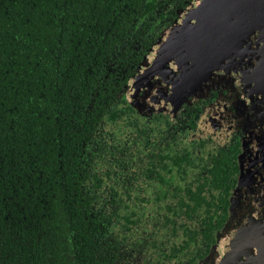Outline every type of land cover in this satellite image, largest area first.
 <instances>
[{
    "label": "flooded vegetation",
    "instance_id": "flooded-vegetation-1",
    "mask_svg": "<svg viewBox=\"0 0 264 264\" xmlns=\"http://www.w3.org/2000/svg\"><path fill=\"white\" fill-rule=\"evenodd\" d=\"M189 3L149 2L111 36L120 42L80 116L78 149L53 175L38 171L45 193L57 192L54 181L59 205L67 198L59 229L32 220L10 243L1 236L0 264H232L222 231L242 226L241 213L264 220V50L240 51L234 67L226 59L187 85L176 66H142ZM17 184L12 175L13 194Z\"/></svg>",
    "mask_w": 264,
    "mask_h": 264
},
{
    "label": "trees",
    "instance_id": "trees-1",
    "mask_svg": "<svg viewBox=\"0 0 264 264\" xmlns=\"http://www.w3.org/2000/svg\"><path fill=\"white\" fill-rule=\"evenodd\" d=\"M149 2L0 0V237L8 243L32 220L59 229L67 198L59 205L54 181L57 192L45 193L38 171L53 175L78 149L80 116L98 99L99 68L120 42L111 36L125 34ZM12 175L22 185L14 194Z\"/></svg>",
    "mask_w": 264,
    "mask_h": 264
},
{
    "label": "water",
    "instance_id": "water-1",
    "mask_svg": "<svg viewBox=\"0 0 264 264\" xmlns=\"http://www.w3.org/2000/svg\"><path fill=\"white\" fill-rule=\"evenodd\" d=\"M263 50L264 0H190L151 45L142 66H176L178 81L187 85L194 73L213 70L226 59L234 67L240 51L245 59ZM250 187L254 195L260 188ZM245 215L241 213L242 226L234 223L222 231L220 247L232 264H264V220L245 223L250 218Z\"/></svg>",
    "mask_w": 264,
    "mask_h": 264
}]
</instances>
